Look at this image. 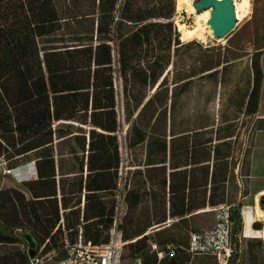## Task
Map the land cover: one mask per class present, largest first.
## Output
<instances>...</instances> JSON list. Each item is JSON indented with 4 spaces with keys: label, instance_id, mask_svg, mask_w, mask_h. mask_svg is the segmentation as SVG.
I'll return each instance as SVG.
<instances>
[{
    "label": "trees",
    "instance_id": "trees-1",
    "mask_svg": "<svg viewBox=\"0 0 264 264\" xmlns=\"http://www.w3.org/2000/svg\"><path fill=\"white\" fill-rule=\"evenodd\" d=\"M92 1L91 11L82 12L78 19L71 16L79 35L67 38L54 0H0V153L4 146L15 147L37 135L18 149L19 155L32 154L37 178L24 182L23 187L0 189V249L13 246L0 252V264H29L32 248L19 235L20 230L30 233L36 247H44V253L59 248L65 238L74 243L80 230L93 244L110 240L115 201H106L102 193L114 194L120 178L116 64L130 124L129 146L147 142L148 177L159 191L151 194L156 208L152 217L150 211L143 213L144 182L135 178L129 184L123 239H135L129 244V256L141 255L143 264H186L191 257L180 246L185 248L187 239L157 233L158 244L175 245L174 249L166 247L159 260L148 248L144 234L168 217L179 218L176 225L184 223L188 228V215L228 203L233 132L221 135L223 128H211L206 133L217 134L219 142L214 143L211 135L191 147L176 148L173 139H167L166 111L163 133L158 132L160 108L167 110L168 104V94L159 97L163 84L158 81L167 77L164 73L171 62L173 41L181 44L173 23L176 0H123L121 6L120 0ZM68 22L66 26H70ZM251 69L250 88L235 105L238 112L253 114L263 81L259 58L253 59ZM185 86L181 88L187 90ZM149 87L154 89L152 95L144 92ZM178 110L176 99L171 113ZM76 123L81 130L90 127L88 140L86 133L74 134ZM258 129L264 130V126ZM193 131L200 132L197 128ZM65 142L73 161L69 169L60 148ZM201 146L202 157L197 158ZM178 150L190 153L191 163L185 166L194 167L178 170L180 165L173 164L175 170L167 175L168 156ZM250 155L249 150L248 178ZM155 170L159 175L153 173ZM71 173L68 180L65 175ZM83 191L85 204L81 209ZM260 205L264 208L262 199ZM239 217L240 209L234 208V225ZM254 228L261 225L255 223Z\"/></svg>",
    "mask_w": 264,
    "mask_h": 264
},
{
    "label": "rangeland",
    "instance_id": "rangeland-1",
    "mask_svg": "<svg viewBox=\"0 0 264 264\" xmlns=\"http://www.w3.org/2000/svg\"><path fill=\"white\" fill-rule=\"evenodd\" d=\"M54 1L65 25L62 31L65 33V37L72 38L73 36L79 35L76 33L79 28L75 27L73 22L76 18L82 17L80 16L82 12L91 11L93 1ZM193 1L197 2L199 0ZM238 1L241 2V0ZM122 2L123 0H120L119 6H121ZM176 3L177 0L175 1L173 23L176 31L180 34L179 41L181 44L177 45L173 41L170 55L171 62L164 73L165 75L167 73V77L164 79L162 76L158 81V83L163 84L160 90V99L167 97L168 94L167 110H165V106L160 108L161 119L159 121L158 132L160 134L163 133L165 111L167 117V139L168 141L173 139L176 148L187 145L191 147L193 142L198 144L200 141L208 139L211 135L214 137V143L219 142L217 134L206 133L211 128L215 130L220 127L223 128L221 135L227 134L229 130L233 132L231 139L234 146V157L230 159L232 179L227 186V202L235 205L236 209H240L241 217L236 218L234 225V239L237 241L242 239V243L239 246L237 255L230 259L229 264H264V219L255 220L253 222L254 230L252 237H245L243 233V215L241 212L245 205L255 204L256 196L254 192L257 189L264 188V130L258 129L264 126V0H250L249 13L242 20L237 19L234 30L223 41L213 40L209 44H205L197 39L184 41L181 38L177 22L192 25L194 16L185 9L178 10ZM118 13L117 11L115 16ZM71 16H75V19L73 20ZM82 20V23L86 24L88 22L86 18ZM67 22L70 26H66L65 23ZM256 57L259 58L263 70L258 109L253 114L245 110L238 112L235 104L240 101L247 89L250 88V77L252 79L251 65L253 59ZM115 59H117V55ZM115 71L117 111L120 124L117 134L120 144V167L126 172L125 178L129 181V184L135 178H140L144 182V187H146L144 191L146 190V193L142 202V207H144L143 213L150 211L151 216L154 217L156 208L154 207L155 202L151 201V194L154 192L157 195L159 191L158 187H152L148 177V169L150 168L146 165L148 152L147 142L134 148H130L129 146L128 132L130 124L126 120L123 80L120 77L117 64ZM185 83L187 90L181 88V85ZM145 91L148 95L154 93V89L150 87ZM176 99L179 110L174 115L171 113V105ZM80 127V124H75L73 128L74 134L86 133L88 140L90 127L83 126L82 130ZM171 128L172 130H170ZM194 128H197V131L200 132H194ZM184 130L188 131L179 133ZM175 133L177 135H174ZM35 137L37 135L25 139L15 147L4 146V150L0 153V189L13 186L23 187V183L19 182L21 174L18 170L19 168L27 169L35 163L32 154L19 155L18 149ZM73 147L79 150L78 146H75V143H73ZM60 148L65 153V166L69 169L71 164H73L71 156L68 154L69 143H63ZM202 148L203 146L198 148L197 158L202 157ZM249 150L251 151V179L246 176L248 172ZM191 158L190 153L187 154L179 150L173 155L169 154L166 165L167 175L175 170L172 168L173 164L180 165L178 170L194 167L192 165L185 166L186 163H191ZM12 168L18 169L11 171ZM86 173L87 168L85 166L84 177ZM153 173L159 175V170H155ZM65 176L70 180L73 177V173L66 174ZM83 194L84 191L81 195L82 201ZM102 195L106 201L114 199L113 193L107 192L102 193ZM262 199L264 200L263 197ZM260 201L261 198H259V204ZM83 208L81 203V209ZM214 208L215 206H208L188 215V228L184 223L176 225L179 218L173 217H168L167 221L163 223H154L144 234L148 237V248L151 251H155L158 254L159 260H161L165 256V248L174 249L175 245L158 244L157 239L159 236L157 233L161 232V236L174 233L177 237L181 236L189 240L191 231L209 229L215 226L216 211ZM255 223L260 224L261 228L255 229ZM166 229L168 230L164 233ZM19 235L25 237L30 247H33L32 245L34 243L37 245L33 236L27 231L20 230ZM132 241H128L127 243L124 263L140 264L141 262L143 264V257L141 255L136 258L129 256V244ZM152 243L157 244L158 248L156 250L153 249ZM20 246L18 245L17 247ZM12 247L1 246L0 252L7 251ZM180 248L185 250L184 246H180ZM160 252L162 256L159 255ZM53 258L55 259L57 257L53 254ZM189 263L215 264L216 262L212 257L195 256L191 258Z\"/></svg>",
    "mask_w": 264,
    "mask_h": 264
},
{
    "label": "built area",
    "instance_id": "built-area-1",
    "mask_svg": "<svg viewBox=\"0 0 264 264\" xmlns=\"http://www.w3.org/2000/svg\"><path fill=\"white\" fill-rule=\"evenodd\" d=\"M17 168H12L11 171ZM35 164L21 173V183L37 178L34 171ZM126 172L123 168L119 169V181L114 191V220L109 231L110 240L103 244H93L86 241L83 232L80 230L78 239L71 243L68 238L60 242V247L44 253V247L38 249L34 243L31 247L35 250L34 255H30L29 264H125L126 246L128 241L123 239V221L128 211L127 191L129 182L125 178ZM85 193V191H84ZM85 204L83 194L82 206ZM232 203H224L216 206V223L213 228L192 231L189 235L186 252L191 258L195 256L212 257L215 264H229L230 259L237 255L242 239H234V221L232 219ZM243 215V209H242ZM154 250L157 244L152 243ZM53 254L57 258H53ZM162 256V253H159ZM191 260V259H190ZM190 262V261H189ZM186 264H190V263ZM140 264H142L140 262Z\"/></svg>",
    "mask_w": 264,
    "mask_h": 264
},
{
    "label": "bare ground",
    "instance_id": "bare-ground-1",
    "mask_svg": "<svg viewBox=\"0 0 264 264\" xmlns=\"http://www.w3.org/2000/svg\"><path fill=\"white\" fill-rule=\"evenodd\" d=\"M233 1L235 4L237 19L242 20L249 13L251 5L250 0H241V2L238 0ZM176 8L178 10L185 9L194 16V22L192 25L177 22L178 30L184 41L197 39L205 44H209L213 40L220 42L224 40L225 37L215 36L214 29L208 23L212 17L211 7L203 11H197L193 0H177ZM262 218L264 219V209L260 207L258 201H256L254 205H245L243 207V233L245 237H252V232L254 230L253 222L255 220H261Z\"/></svg>",
    "mask_w": 264,
    "mask_h": 264
},
{
    "label": "water",
    "instance_id": "water-1",
    "mask_svg": "<svg viewBox=\"0 0 264 264\" xmlns=\"http://www.w3.org/2000/svg\"><path fill=\"white\" fill-rule=\"evenodd\" d=\"M212 8V17L208 23L212 26L216 37H227L236 27L237 15L233 0H199L195 2L197 11ZM35 171V169H34ZM264 198V196H263ZM262 202L264 200L262 199ZM35 250L30 251L34 255Z\"/></svg>",
    "mask_w": 264,
    "mask_h": 264
},
{
    "label": "crops",
    "instance_id": "crops-1",
    "mask_svg": "<svg viewBox=\"0 0 264 264\" xmlns=\"http://www.w3.org/2000/svg\"><path fill=\"white\" fill-rule=\"evenodd\" d=\"M263 131V130H262ZM35 163V162H34ZM21 173L25 172L26 169H22V168H19L18 170ZM251 172H252V167H251ZM250 179H251V175H250ZM256 198H255V202L258 201L259 202V198L262 199V197L264 196V188H260V189H257L255 192H254Z\"/></svg>",
    "mask_w": 264,
    "mask_h": 264
},
{
    "label": "clouds",
    "instance_id": "clouds-1",
    "mask_svg": "<svg viewBox=\"0 0 264 264\" xmlns=\"http://www.w3.org/2000/svg\"><path fill=\"white\" fill-rule=\"evenodd\" d=\"M18 169V168H17Z\"/></svg>",
    "mask_w": 264,
    "mask_h": 264
}]
</instances>
